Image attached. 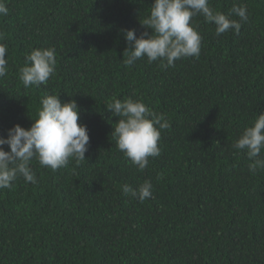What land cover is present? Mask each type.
<instances>
[{
	"label": "trees",
	"instance_id": "16d2710c",
	"mask_svg": "<svg viewBox=\"0 0 264 264\" xmlns=\"http://www.w3.org/2000/svg\"><path fill=\"white\" fill-rule=\"evenodd\" d=\"M4 2L0 136L30 128L41 100L60 95L75 100L90 140L86 160L52 170L34 158L35 184L18 177L0 189V264H264V169L251 172L246 151L233 147L264 113V0H209L224 14L246 6L247 21L217 36L214 23L193 16L200 55L168 68L146 57L124 63V30H146L153 0ZM47 48L54 75L25 88L26 56ZM113 97L140 100L170 125L143 170L116 146ZM145 181L152 196L143 202L122 190Z\"/></svg>",
	"mask_w": 264,
	"mask_h": 264
},
{
	"label": "clouds",
	"instance_id": "9594fccd",
	"mask_svg": "<svg viewBox=\"0 0 264 264\" xmlns=\"http://www.w3.org/2000/svg\"><path fill=\"white\" fill-rule=\"evenodd\" d=\"M7 14L8 7L0 0V15ZM198 14L206 22L215 24L217 36L230 29L239 32L241 24L248 19L243 5L234 4L224 14L210 8L209 0H153L150 14L140 21L146 30L139 37L134 29L124 30L130 45L126 49L130 55L124 63L131 66L137 59L146 57L149 63L160 61L162 68H168L181 58H198L202 37L191 23L192 17ZM233 15L239 21L231 19ZM7 51V45L0 43V78L8 73ZM55 66L54 48L33 49L26 56L25 66L19 69V79L25 88L46 85L55 73ZM41 105L30 128L15 125L8 129L7 138L0 136V189L11 188L18 177L35 184L37 179L30 166L34 158L52 170L66 167L70 158L86 160L90 137L87 126L78 124L80 109L75 100L62 102L60 95H48L41 100ZM106 109L119 117L112 132L118 150L138 170L145 169L149 157L160 155L161 130L170 127L166 117L131 98L122 101L113 97ZM5 145L10 151L5 150ZM233 147L246 151L253 161L249 164L251 172L255 174L257 169H264V160L257 159L264 150V113L257 115L254 123L243 130ZM122 190L141 202L152 196L150 181L138 189L125 184Z\"/></svg>",
	"mask_w": 264,
	"mask_h": 264
}]
</instances>
